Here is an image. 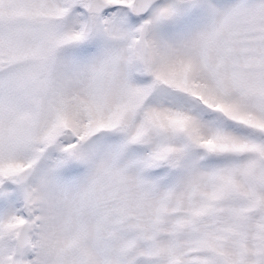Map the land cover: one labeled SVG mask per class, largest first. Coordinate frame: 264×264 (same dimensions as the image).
<instances>
[{
  "label": "snow or ice",
  "instance_id": "1",
  "mask_svg": "<svg viewBox=\"0 0 264 264\" xmlns=\"http://www.w3.org/2000/svg\"><path fill=\"white\" fill-rule=\"evenodd\" d=\"M0 264H264V0H0Z\"/></svg>",
  "mask_w": 264,
  "mask_h": 264
}]
</instances>
